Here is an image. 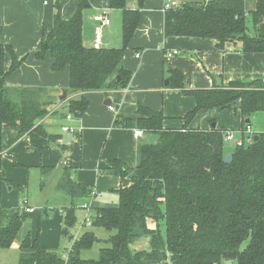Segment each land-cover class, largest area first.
<instances>
[{"label": "trees", "instance_id": "obj_1", "mask_svg": "<svg viewBox=\"0 0 264 264\" xmlns=\"http://www.w3.org/2000/svg\"><path fill=\"white\" fill-rule=\"evenodd\" d=\"M91 2L78 0V9L69 19L63 18L58 8L53 29L43 36L35 54L43 59L50 53L53 70L69 67V91L73 93L125 88L132 77L123 58L140 22L142 0L136 9L128 8V0L110 2L112 8L123 11V45L119 48L85 46L84 11ZM164 32L166 36L214 38L219 48L234 43L240 44L243 52H264V0H257L250 11L245 0L184 2L166 10ZM7 49L12 56L8 71L4 70L3 53L0 59V148L3 127L15 126L42 151L48 143L47 130L40 122L49 112L48 102L41 99L46 89L5 85L7 76L25 59H19L13 47ZM170 72V84L194 96L196 107L186 115L181 129L164 128V114L142 105L136 117L118 114L120 126L158 137L138 144L136 166L112 159L105 169L121 180L119 201L106 206L94 201L91 227L116 230L108 239L110 245L100 249L97 259L83 258L81 252L98 239L94 230H86L65 258L42 246L39 233L32 238L28 230L20 241L19 264H226L227 260L264 264V132L251 143L235 146L232 161L227 163L224 130L187 127L199 110L231 108L237 101L248 118L264 110V90L245 82L186 89L183 73ZM88 105L85 97L71 99L69 112L80 117ZM65 170L56 187L72 199L70 206L62 207L68 230L78 220V202L88 199L93 189L74 181L70 169ZM25 220L22 208L0 207V248L11 247ZM143 237H149V247L133 248Z\"/></svg>", "mask_w": 264, "mask_h": 264}, {"label": "crops", "instance_id": "obj_2", "mask_svg": "<svg viewBox=\"0 0 264 264\" xmlns=\"http://www.w3.org/2000/svg\"><path fill=\"white\" fill-rule=\"evenodd\" d=\"M177 1L183 4L192 0ZM110 2L92 0L91 6L84 11L85 46L119 48L123 45V11L112 8ZM138 3L139 0H128V8L136 9ZM256 3L257 0H245L246 9L253 10ZM164 5L165 0H142L140 22L123 58L124 67L132 73L127 87L73 93L69 91V67L53 70L54 58L50 53L43 59H37L35 54L43 36L53 29L57 9H60L63 18L69 19L78 9V0H0V59L3 53L4 70L8 71L12 63L8 46L13 47L19 59L25 58L17 70L7 76L5 85L44 88L46 93L41 99L49 104L48 114L40 120L48 133V143L42 151L34 147L30 136L21 134L17 127H3L0 207H20L25 215L33 219L44 213L46 217L42 224L48 233L40 231L39 239L41 245L48 249L60 251L59 229L63 227L64 219L62 207L72 203L71 197L56 187L65 169H70L74 181L96 190L95 202L106 206L100 200L104 201L106 194L118 196L117 190L121 185L118 176L105 171L110 167V161L121 159L134 167L138 160V144L156 141V133L143 130V135L137 137L135 132L139 128H125L117 124L118 114L136 117L137 109L142 105L164 114V128L185 127L186 115L196 107L197 102L194 96L170 84L171 69L183 73L186 89H211L232 82H245L252 88L264 90V52H243L241 45L234 43L219 48L214 38L166 36ZM103 11L107 12L111 22L102 27V41L97 45L95 38L99 22L95 15ZM174 50L178 53L172 57L167 55ZM80 97H85L89 105L78 117L69 112L68 104L71 99ZM108 98L117 111L109 109ZM239 105L237 101L231 108L201 109L187 123V127L233 131L236 139L245 137L247 129L251 130L253 137L264 132V110L245 118ZM69 114L71 119L67 118ZM244 122L250 124L244 125ZM65 126H69L70 130L65 131ZM235 146V141L225 140L228 153ZM31 174L37 182L38 202L34 201L35 195L26 193L31 184ZM18 189L24 190L22 195ZM57 195L62 198L65 195L67 202L53 201ZM84 201L78 202L80 207ZM27 206L33 210L26 211ZM23 228L25 234L29 229L25 224ZM29 231L32 238L37 237L33 230ZM21 239H16L9 248H0V264H19ZM148 247L147 241L139 245V249Z\"/></svg>", "mask_w": 264, "mask_h": 264}, {"label": "rangeland", "instance_id": "obj_3", "mask_svg": "<svg viewBox=\"0 0 264 264\" xmlns=\"http://www.w3.org/2000/svg\"><path fill=\"white\" fill-rule=\"evenodd\" d=\"M192 1H196L197 2V1H202V0H192ZM250 8H252V7L250 6ZM251 29H252V27H251ZM36 183L37 182H36L35 177L31 174V184H30L29 189H28L29 191H26V193L28 194L30 192L33 195H35L34 196V201L38 202L37 201V198L38 197L36 196V188H38V187L35 186V185H37ZM18 191H19V194H21V195L24 192V190H20V189H18ZM61 195H63V194H61ZM63 197L64 198H62L61 196H58L57 198L53 199V201H55L56 203L57 202H67L65 200V197L66 196L64 195ZM103 200L104 201H101L100 200V203L101 202L102 203L104 202V204H106V205H111V204H118L119 198L115 194L114 195H112V194H106V196L103 198ZM68 206H70V203H67V204L64 205V207H68ZM34 214L36 215L38 213H34ZM76 214H77L78 220H77V222H76V224L74 226L68 228V230H67L68 233H69L68 235H64L63 232H62L63 230H65V222H64V219H63V227L59 229V235H60L61 241H60L59 246H58V248H59L60 251H58V252H60V254L63 257L66 258L67 254H68V250L71 247L73 238L74 237L79 238L86 230L92 229V230L95 231L98 239L96 240V242L93 244V246L90 249L83 250L81 252V255H82L83 258H86V259H97L98 256H99L100 249L102 247H105V246H109L110 245V243L108 242V239L110 238L111 235H113V234L116 233V230L108 231V230H106L103 227H84V228L81 229L80 224H81L82 220L85 217V212L80 207L79 204H78V208H77ZM41 215H42L41 220H39V218L33 219V217L26 215V220H25V223L24 224H25V226H27V229L34 231V235L35 236H37V234L40 231H43L45 233H48L47 230L45 229V226H43V224H42V222H43L42 220H44L46 216H43L44 213L41 214ZM24 231H25V229L23 228V230L19 233L17 239H21L24 236ZM71 235H73V237H71ZM145 241H147V243H148L149 242V237H143L140 240H138L137 242H135L133 244V248L139 249V245L141 243L145 242Z\"/></svg>", "mask_w": 264, "mask_h": 264}, {"label": "built area", "instance_id": "obj_4", "mask_svg": "<svg viewBox=\"0 0 264 264\" xmlns=\"http://www.w3.org/2000/svg\"><path fill=\"white\" fill-rule=\"evenodd\" d=\"M181 3L177 0H165V5H164V10H169V9H176V8H179L181 7ZM95 19L96 21L99 22L97 28H96V38H95V41H96V44L99 45L102 41V27L104 25H109L110 24V18L108 17V14L106 11H103L101 13H98L95 15ZM178 51L177 50H174L172 52H168V56L172 57L173 55L177 54ZM141 54H137V56L139 57ZM109 109L112 110V111H117V107L114 105V104H110L109 106ZM72 115L69 114L67 115V118L68 119H71ZM64 130L65 131H69L70 130V127L69 126H65L64 127ZM136 136L137 137H140L142 136L143 134V130H139L137 129L136 130ZM245 137L243 136L242 138L240 139H236V136H235V133L233 131H225L224 132V140H228V141H235V144L236 146H242L246 143H251L253 141V134L251 132V130L247 129L245 131ZM96 195H97V192L96 190H92L90 196L88 199H86L82 204H81V208L84 210L85 212V217L84 219L82 220L81 224H80V227L81 229L83 227H91L92 224H93V203L95 201V198H96ZM24 203L26 204V200L24 201ZM25 210L26 211H30V210H33V208L27 206L25 207ZM77 239V237H74L73 238V241H72V244L73 242ZM71 244V246H72ZM71 247L69 248L68 251H70ZM68 257V254L66 256V258Z\"/></svg>", "mask_w": 264, "mask_h": 264}, {"label": "water", "instance_id": "obj_5", "mask_svg": "<svg viewBox=\"0 0 264 264\" xmlns=\"http://www.w3.org/2000/svg\"><path fill=\"white\" fill-rule=\"evenodd\" d=\"M66 95V91H64V96ZM107 102L109 104H111V99H107ZM259 138V134H256L254 139L257 140ZM232 161V153H227L226 156H225V162L227 163H230ZM64 235H67L68 234V231L67 230H64L63 231ZM226 264H233V261L232 260H227L225 261Z\"/></svg>", "mask_w": 264, "mask_h": 264}]
</instances>
